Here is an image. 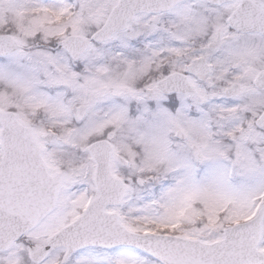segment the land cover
<instances>
[{"label": "snow or ice", "instance_id": "obj_1", "mask_svg": "<svg viewBox=\"0 0 264 264\" xmlns=\"http://www.w3.org/2000/svg\"><path fill=\"white\" fill-rule=\"evenodd\" d=\"M0 264H264V0H0Z\"/></svg>", "mask_w": 264, "mask_h": 264}]
</instances>
